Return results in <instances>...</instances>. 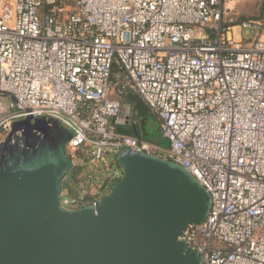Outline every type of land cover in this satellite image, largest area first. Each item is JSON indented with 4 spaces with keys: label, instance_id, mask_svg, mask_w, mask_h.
I'll list each match as a JSON object with an SVG mask.
<instances>
[{
    "label": "built area",
    "instance_id": "1",
    "mask_svg": "<svg viewBox=\"0 0 264 264\" xmlns=\"http://www.w3.org/2000/svg\"><path fill=\"white\" fill-rule=\"evenodd\" d=\"M226 1L0 0V143L25 117L68 131L71 210L122 178L124 148L176 163L210 195L178 238L201 264H264V12L232 24ZM129 93L167 146L120 130L136 125Z\"/></svg>",
    "mask_w": 264,
    "mask_h": 264
},
{
    "label": "water",
    "instance_id": "2",
    "mask_svg": "<svg viewBox=\"0 0 264 264\" xmlns=\"http://www.w3.org/2000/svg\"><path fill=\"white\" fill-rule=\"evenodd\" d=\"M69 138L55 119L25 117L0 143V264H201L178 238L208 213L200 183L176 163L124 148L123 176L106 195L61 208Z\"/></svg>",
    "mask_w": 264,
    "mask_h": 264
},
{
    "label": "rangeland",
    "instance_id": "3",
    "mask_svg": "<svg viewBox=\"0 0 264 264\" xmlns=\"http://www.w3.org/2000/svg\"><path fill=\"white\" fill-rule=\"evenodd\" d=\"M227 11H226V20L229 21L232 19L234 23L239 24L240 21L246 20L249 18H260L264 12V0H227L226 1ZM254 31L251 28H243L241 31L235 27L233 29V34L236 38L242 37L248 39L253 35ZM264 39V36H263ZM3 100L7 103H12V99L9 96H3ZM135 106L139 110H143L142 103L139 100H134ZM147 115V114H146ZM142 121V120H141ZM145 129L140 132V121H136V127L140 133L143 134L145 138H159L158 133V121L149 119V116L145 118ZM142 123V122H141ZM142 130V129H141ZM161 138V137H160ZM160 144L167 146L168 142L165 138H161ZM78 159H76L77 161ZM70 172V171H69ZM70 173H67L62 179V187L66 188L67 184H71ZM109 192L107 190L106 194Z\"/></svg>",
    "mask_w": 264,
    "mask_h": 264
},
{
    "label": "trees",
    "instance_id": "4",
    "mask_svg": "<svg viewBox=\"0 0 264 264\" xmlns=\"http://www.w3.org/2000/svg\"><path fill=\"white\" fill-rule=\"evenodd\" d=\"M128 98L133 102L134 104V107H135V115H134V120L137 121L139 120L140 123H141V129H140V132L143 131L145 129V118L146 116H149V119L151 120H156V117L154 115H152L147 107V105L135 94V93H129L128 94ZM134 100H139L141 103H142V108L143 110H139L136 106H135V103H134ZM147 114V115H146ZM142 120V121H141ZM121 131L125 132V133H128V134H133L132 130L131 129H120ZM159 133V132H158ZM142 134V133H141ZM143 135V134H142ZM161 136L159 135V138H146L148 140H151L153 142H156V143H159L160 144V138ZM70 180H71V184H67L68 188L70 189V191L74 194L77 193V189H78V185L79 183L81 182V180L79 179V172L77 170V168H72L70 170ZM61 187H62V184H61Z\"/></svg>",
    "mask_w": 264,
    "mask_h": 264
},
{
    "label": "crops",
    "instance_id": "5",
    "mask_svg": "<svg viewBox=\"0 0 264 264\" xmlns=\"http://www.w3.org/2000/svg\"><path fill=\"white\" fill-rule=\"evenodd\" d=\"M140 128H141V123H140ZM132 130V129H131ZM132 132H133V130H132Z\"/></svg>",
    "mask_w": 264,
    "mask_h": 264
}]
</instances>
